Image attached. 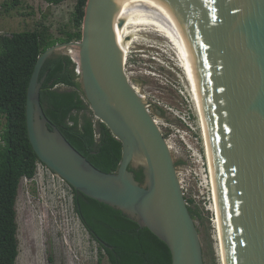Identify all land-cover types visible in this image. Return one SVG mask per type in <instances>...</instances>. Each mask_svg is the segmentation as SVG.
<instances>
[{"label":"water","instance_id":"water-1","mask_svg":"<svg viewBox=\"0 0 264 264\" xmlns=\"http://www.w3.org/2000/svg\"><path fill=\"white\" fill-rule=\"evenodd\" d=\"M159 1L177 15L223 264H264V0ZM112 11V0H87L81 39L56 43L37 58L26 92L28 140L38 159L72 188L162 239L171 264H204L169 145L124 71ZM56 53L76 62L93 116L122 144L114 172L97 169L49 126L39 102V72ZM128 166L142 168V183Z\"/></svg>","mask_w":264,"mask_h":264},{"label":"trees","instance_id":"trees-1","mask_svg":"<svg viewBox=\"0 0 264 264\" xmlns=\"http://www.w3.org/2000/svg\"><path fill=\"white\" fill-rule=\"evenodd\" d=\"M58 4L64 0H45ZM16 4L18 0H12ZM87 0H76L71 26L61 36L48 38V27L39 23L32 30L0 33V264H16L18 223L16 200L20 179L32 177L39 160L28 140L25 118L26 92L39 55L61 42L79 41ZM41 27V28H40ZM76 62L67 54H53L40 69L39 102L49 126L97 169L114 172L121 160L122 144L94 116L85 100L75 72ZM181 161H178L179 164ZM143 182L141 167L128 166ZM188 202L193 219L202 216ZM72 210L96 243L98 261L107 264H171L167 244L149 228L140 226L120 209L72 188Z\"/></svg>","mask_w":264,"mask_h":264},{"label":"rangeland","instance_id":"rangeland-1","mask_svg":"<svg viewBox=\"0 0 264 264\" xmlns=\"http://www.w3.org/2000/svg\"><path fill=\"white\" fill-rule=\"evenodd\" d=\"M75 2L18 0L12 4V0H0V33L32 30L40 23L48 27V38L59 37L61 29L71 26ZM162 45L164 39L154 32L135 40L125 59V73L151 104V112L157 116L160 130L170 144L184 196L193 199L190 205L201 213L202 219L194 221L204 264H221L212 199L207 187L200 184L204 168L197 117L184 75ZM188 113L190 119H186V124L178 117ZM178 161L181 162L177 164ZM62 195L60 189L21 182L16 200V264H107L105 258L98 261L96 243L73 212L70 194Z\"/></svg>","mask_w":264,"mask_h":264},{"label":"bare ground","instance_id":"bare-ground-1","mask_svg":"<svg viewBox=\"0 0 264 264\" xmlns=\"http://www.w3.org/2000/svg\"><path fill=\"white\" fill-rule=\"evenodd\" d=\"M112 2H113L112 18L115 26V36L123 56L124 71H125V59L128 56L132 43L135 40H138V38L146 36L147 33L154 32L156 36L164 39L165 45H162L163 49L167 53L170 52V55L172 56L176 65L181 69L184 75L183 78L186 81V85H187L186 89L188 90L191 97V101L193 103L181 58L180 45H179V39L177 33L176 13L170 7H168L164 2L159 0H112ZM133 87L134 89H136V91L139 92L140 95H142V97H144V94H141L137 86L133 85ZM193 108H194V104H193ZM194 112H195V108H194ZM155 121L158 125L157 118H155ZM197 123H198V119H197ZM198 127H199V123H198ZM199 131H200V127H199ZM200 135L202 140L201 131H200ZM202 147H203V152L205 154L203 140H202ZM208 174H209V170H208ZM210 189L212 194L211 195L212 207L215 214L214 223H215L216 236L219 247V257L221 264H223L211 180H210Z\"/></svg>","mask_w":264,"mask_h":264},{"label":"built area","instance_id":"built-area-1","mask_svg":"<svg viewBox=\"0 0 264 264\" xmlns=\"http://www.w3.org/2000/svg\"><path fill=\"white\" fill-rule=\"evenodd\" d=\"M75 72L77 74H79V70H78L77 65H76V68H75ZM126 75H127V73H126ZM146 107H147L148 111L151 113L152 117L154 119L157 118V116H155L154 114H152V112H151V104L149 102H147ZM178 118L183 123L188 124L186 119H190V114L188 113L186 115V117L180 116ZM96 120L97 119L94 117V120L93 121H96ZM188 126H190V125H188ZM158 127H159V124H158ZM165 140H166L167 144L170 145L169 142H168V140H167V138H165ZM0 142H1V138H0ZM200 158H201V162H202L201 164L203 165V168H204V177H202L200 179V182L202 181L200 184L201 185H204L205 187H207L206 190L209 193L208 196H209V199H210V197H212L211 196L212 195L211 194V189H210V177H209V174H208V167H207V162H206V157H205L204 152L202 153V156H200ZM23 181L24 182H27V183L34 182L38 186L39 185L40 186H48V187H52V188H55V189H58V190L60 189L63 192L62 197L65 196L66 193H68V194H70V198L72 199V187L61 176H59L57 173H55L54 171H52L49 167H47L40 160H37L36 161L34 175L32 177L23 176L20 179L19 186H20L21 182H23ZM181 189H182L183 195H185V190L183 189L182 185H181ZM18 190H19V187H18ZM188 199H191V198H188ZM186 203L188 205V202L187 201H186Z\"/></svg>","mask_w":264,"mask_h":264}]
</instances>
